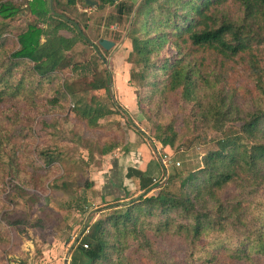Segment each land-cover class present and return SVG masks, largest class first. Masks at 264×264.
<instances>
[{
  "label": "trees",
  "instance_id": "trees-1",
  "mask_svg": "<svg viewBox=\"0 0 264 264\" xmlns=\"http://www.w3.org/2000/svg\"><path fill=\"white\" fill-rule=\"evenodd\" d=\"M93 1L95 11L116 3L118 15L125 11L131 17L124 62L130 66L128 84L135 89L140 116L146 122L166 113L181 116L179 131L156 125L153 142L167 153L184 137L227 123L238 124L239 135L220 137L201 167L179 180L169 177L153 193L148 188L127 203L108 207L118 210L90 225L87 248L78 245L79 264H264V51L252 47L264 44V0H139L132 7L121 0ZM228 5L234 8L231 15L225 11ZM24 14L29 21L20 24ZM55 16L51 0H0V127L32 123L33 97L41 83L68 67L78 75L91 71L89 64L68 59L76 42L73 27ZM92 67L95 71L96 62ZM91 75L85 90L108 94V72H102V79ZM239 92L245 106L237 105ZM74 94L70 85L61 84L51 104L73 97L75 114L89 128L115 112ZM136 133L130 130L131 137ZM110 149L102 147L100 154ZM35 157L43 169L62 162L50 147L35 149ZM8 187L19 191L17 185ZM9 217L0 213V224H20ZM171 244L166 260L161 246Z\"/></svg>",
  "mask_w": 264,
  "mask_h": 264
},
{
  "label": "rangeland",
  "instance_id": "rangeland-1",
  "mask_svg": "<svg viewBox=\"0 0 264 264\" xmlns=\"http://www.w3.org/2000/svg\"><path fill=\"white\" fill-rule=\"evenodd\" d=\"M73 1L72 5L67 0H51V6L57 20L58 17H64L73 27L72 34L75 35L76 42L66 54L68 59L76 65L89 64L91 71L86 76L78 75L68 67L51 82L41 83L33 97L37 101V107L32 123L5 124L0 127V213H6L10 216L9 220L17 219L20 223L18 226L0 224V264H67V259L68 264H79L78 257L83 255L77 251L78 245L87 243L84 231H88L90 225L105 214L118 210L108 208L117 203H99L91 191L90 180L103 160L101 148L124 147L127 139L131 138L130 130L136 128V135L151 147L156 158L157 153L166 152L158 143L155 146L150 139L153 128L156 125H172L179 131L181 126L179 113H166L150 122L141 117L143 123L139 119L140 125L133 123L125 112L113 106L118 104L110 82L114 75L110 53L118 52V61L126 59L130 51L126 29L131 17L125 11L118 15L115 11L116 3L102 11H95L94 7L84 5V0ZM138 1L121 0L125 7L135 6ZM225 11L231 15L234 8L228 5ZM132 14L133 11L131 16ZM28 21L27 14L19 19L20 24ZM59 34L71 36V32L64 30L59 31ZM100 39L113 41L117 48L103 50L98 44ZM40 40L42 42V38ZM252 47L259 54L264 51V44H252ZM94 62L97 64L95 71L92 67ZM92 71L100 79L103 71L108 72V94L102 90H85L84 83L91 80ZM17 76L20 73L17 72ZM61 84L70 85L76 98H93L99 104L111 107L114 114L100 119L96 127L89 128L75 114L73 97L71 99L66 95V99L60 98L57 104H51V98L61 89ZM222 85L225 90H229L228 81ZM29 91L26 89L24 92L31 98ZM236 99L237 105L245 106L241 92L236 93ZM218 130L198 132L184 137L180 144L175 143V149L166 153L172 161V165L167 167L168 178L173 176L179 180L186 171L200 168L202 157L215 148V141L220 137L239 135L236 123H227ZM241 142L248 144L244 138H241ZM46 147L59 152L62 162L43 169L35 157V149ZM9 184L17 185L19 191H11ZM159 186L160 184L153 185L149 194ZM129 192L130 195L133 194L132 198L142 194L134 196L135 191ZM128 199L120 204L127 203ZM161 248L166 251L164 257L168 260L167 253L173 248V244ZM139 262L154 264L146 260ZM217 264L228 263L219 260Z\"/></svg>",
  "mask_w": 264,
  "mask_h": 264
},
{
  "label": "crops",
  "instance_id": "crops-1",
  "mask_svg": "<svg viewBox=\"0 0 264 264\" xmlns=\"http://www.w3.org/2000/svg\"><path fill=\"white\" fill-rule=\"evenodd\" d=\"M110 29L112 30V27ZM101 40L107 39L99 41ZM110 42L113 43L112 47L117 48L116 43ZM110 55H112L110 65L114 72L110 82L116 103L133 123L139 124L141 116L135 103V89L128 84L129 65L123 59L118 61V52H112ZM110 82L108 86H110ZM142 140L135 135L127 139L124 147L112 148L106 154L101 155L103 157L101 166L90 180L92 182L91 191L99 203H121L127 200V197L133 196L129 191H135V196L152 188L150 179L159 175L160 168L153 150ZM153 144L155 145V142ZM66 261L68 264L69 259Z\"/></svg>",
  "mask_w": 264,
  "mask_h": 264
},
{
  "label": "built area",
  "instance_id": "built-area-1",
  "mask_svg": "<svg viewBox=\"0 0 264 264\" xmlns=\"http://www.w3.org/2000/svg\"><path fill=\"white\" fill-rule=\"evenodd\" d=\"M156 160H157L159 168H160L159 175L156 176V177H152L150 179V182H151L152 185H156L157 186L158 184L161 185L162 183H164L166 181V179L168 178L167 167L169 165H171V159L166 153L162 152V153H157ZM175 165L177 166L178 163H175ZM87 232L88 231L85 230L84 234H87ZM81 246H82L83 249L87 248V244L86 243H83Z\"/></svg>",
  "mask_w": 264,
  "mask_h": 264
},
{
  "label": "water",
  "instance_id": "water-1",
  "mask_svg": "<svg viewBox=\"0 0 264 264\" xmlns=\"http://www.w3.org/2000/svg\"><path fill=\"white\" fill-rule=\"evenodd\" d=\"M84 5H86L87 7H96L97 3L93 0H84ZM112 45L113 43L107 40L99 41V46L104 50H108L109 48L112 47Z\"/></svg>",
  "mask_w": 264,
  "mask_h": 264
}]
</instances>
